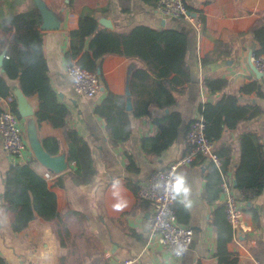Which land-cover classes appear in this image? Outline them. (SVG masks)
I'll use <instances>...</instances> for the list:
<instances>
[{
    "label": "crops",
    "instance_id": "0c3cea01",
    "mask_svg": "<svg viewBox=\"0 0 264 264\" xmlns=\"http://www.w3.org/2000/svg\"><path fill=\"white\" fill-rule=\"evenodd\" d=\"M45 2L60 22L59 28L44 30L49 77L59 101L70 111V127L78 132L88 150L82 164L86 165L85 172L89 167L88 159L92 161L91 168L95 172L91 181L78 183L75 178L81 176V163L69 157L70 141L65 129L55 127L47 120H38L37 94L27 96L18 81L11 80L10 95L13 107L17 108L16 113L22 119L28 145L27 163L42 172L48 187L56 193L60 213L77 211L84 215L70 213L64 217L70 229L79 233L85 229L87 237H97L110 264L118 258H135L132 264H220L218 229L213 217L219 207H224V195L222 187L219 193L215 189L208 191L211 159L199 155L193 163L178 169L189 193L187 197L178 195L173 207L178 221L194 229L192 244L180 258L173 257L159 239L151 235L152 204L139 196V189L154 171L186 153L185 134L189 124L201 115V105H216L225 96L236 95V104L244 108V118L238 121L235 129L225 127L221 138L213 140L217 150L222 146L231 149L228 170L221 171V178L234 185L247 221V228L239 231L228 221L233 235L227 248L237 255V264H264V250L259 248L257 251L262 259L256 258L253 251L258 248V241L264 245V191L255 195L238 188L235 178L241 158L240 135L250 132L255 142L264 146V78L251 62L250 57L256 53L257 44L248 32L258 19H262L264 24V0H186L187 5L202 16L204 25L200 37L189 21L164 18L156 12V4L150 5L144 0H130L129 11L122 10L120 0H76L71 6L69 0ZM85 4L105 9L96 17L102 26L111 30L124 32L145 24L157 29H181L189 36L186 60L192 72L191 81L185 84V92L179 96L177 104L168 108H151L153 116H163L172 111L182 116L177 138L159 155L152 151V139L157 136L159 127L151 116L135 117L131 112V134L125 141L113 145L105 119L95 110L109 91L127 95V101L132 104L129 81L133 69L144 63L140 58L110 54L99 68L105 83H101L98 94L86 96L75 90L66 71V52L70 47V31L78 27L79 10ZM88 47L89 39L84 49ZM207 57L211 60L203 64L202 60ZM206 76L224 78L227 84L220 91L212 92L204 84ZM19 92L26 97L25 115L20 113ZM48 136L60 142L58 153L52 154L66 160L67 166L60 172L39 160L40 149L46 150L43 138ZM15 162L4 151L0 134V256L10 264H61L60 258L68 253L72 238L68 247L61 245L56 231L57 220H46L36 213L24 230L15 232L11 227V218L2 205L3 176ZM118 203L122 205L119 210L115 208ZM87 237L77 240L80 252L86 250L87 245L91 246L84 239ZM64 264H74V257L70 255Z\"/></svg>",
    "mask_w": 264,
    "mask_h": 264
},
{
    "label": "trees",
    "instance_id": "16d2710c",
    "mask_svg": "<svg viewBox=\"0 0 264 264\" xmlns=\"http://www.w3.org/2000/svg\"><path fill=\"white\" fill-rule=\"evenodd\" d=\"M7 12L4 11L0 0V52L6 51L3 70L0 68V96L11 93V80L18 81L21 89L27 96L37 94L39 109L36 112L38 120H47L55 127L65 129L66 137L70 141L69 157L81 163V176L75 177L78 183L91 181L95 170L92 161L88 159V169L84 172L82 164L86 160L88 150L83 144L78 132L71 128L68 119L70 111L65 104L59 101L49 77V67L44 51V33L41 29L42 14L34 0L32 5L20 9L22 0H7ZM76 0H69L71 6ZM155 5L157 0H144ZM122 10L131 9L130 0H120ZM190 10L192 8L187 5ZM105 10L99 6L85 4L79 10V25L70 31V47L66 52L68 63L79 55V63L92 71L101 68L103 59L110 54H121L127 57H138L144 63L131 72L129 86L132 98V110L128 109V96L109 91L95 110L107 124L110 139L113 145L120 144L128 139L130 131V113L135 117L151 116L155 125L159 127L156 137H153L154 154L159 155L168 148L178 136V128L182 116L177 111L166 113L163 116H153L152 106L168 108L177 104L179 96L185 92V84L191 81L192 72L186 60L189 36L187 32L176 28L157 29L149 25H136L129 31L120 32L101 25L96 14ZM252 34L257 48V54L264 51V24L258 19L248 31ZM89 39L88 49H84ZM221 43V41H218ZM211 60L204 58L205 64ZM100 81L105 79L100 72ZM204 84L212 92L220 91L227 84L221 77L206 76ZM236 95L225 96L216 105L205 103L200 112L206 121V134L211 140L221 138L225 127L235 129L239 120L244 118L245 111L239 107ZM14 105V102H13ZM14 111L17 108L14 106ZM241 158L235 170L236 187L258 195L264 191V146L256 143L250 132L242 133ZM44 147L51 154H57L60 142L57 138L48 136L43 138ZM230 148L222 146L217 150L221 161L218 167L210 161L208 174V191H221V171L226 172L230 163ZM2 205L11 218V227L15 232L24 230L36 213L46 220H57V234L61 245L69 251L60 258L61 264L72 255L74 264H110L105 258L103 247L97 237H87V231L82 229L73 232L64 217L68 214L82 213L67 211L60 213L57 209V196L48 187L47 180L41 171L32 164L15 162L11 164L3 176ZM217 193L215 197H217ZM256 217V215H255ZM218 229V255L220 264H237V255L230 253L227 243L232 239V226L228 222L224 207H219L213 217ZM90 245L86 250L79 251L77 240L82 239ZM258 248L253 249L255 257L262 259L257 253L264 250V245L258 241ZM3 259L0 256V264Z\"/></svg>",
    "mask_w": 264,
    "mask_h": 264
},
{
    "label": "built area",
    "instance_id": "2783aa9c",
    "mask_svg": "<svg viewBox=\"0 0 264 264\" xmlns=\"http://www.w3.org/2000/svg\"><path fill=\"white\" fill-rule=\"evenodd\" d=\"M156 12L164 18L176 17L189 21L200 37L203 30V19L199 12L190 10L186 0H157ZM251 62L256 71L264 78V52L251 54ZM72 78L75 90L86 96H95L101 89L100 74L83 67L78 60L66 66ZM13 98L9 94L0 96V134L2 146L8 156L16 162L27 160L28 145L24 137L22 119L13 109ZM186 153L171 164L154 171L139 189V196L151 202L150 225L151 235L169 250L175 258L182 257L190 248L194 229L180 223L173 207L177 198L172 185L178 175V169L185 164L193 163L199 155H204L221 166L215 142L206 134V121L203 115L195 118L185 134ZM30 163V162H29ZM222 194L228 221L235 230H245L247 221L245 211L235 194L234 185L223 179ZM135 258L116 259L114 264H132ZM2 264H10L4 260Z\"/></svg>",
    "mask_w": 264,
    "mask_h": 264
},
{
    "label": "water",
    "instance_id": "95a60500",
    "mask_svg": "<svg viewBox=\"0 0 264 264\" xmlns=\"http://www.w3.org/2000/svg\"><path fill=\"white\" fill-rule=\"evenodd\" d=\"M38 9L40 10L42 14V24L41 29L43 30H51V29H57L60 26V22L55 18L54 13L52 10L47 6L45 0H34ZM108 24V22H105ZM6 56V51L0 52V68L3 70L2 66L4 63V59ZM98 73H100V69L98 68ZM18 100H19V108L21 114H26L25 112V103H26V97L23 92H19L18 94ZM128 108H132L131 101L128 102ZM44 145V144H43ZM45 148V147H44ZM39 160L42 164L45 166L51 168L55 172H60L64 170L67 166L66 160L59 156H54L51 153H49L44 149H40L39 151ZM0 227H1V220H0Z\"/></svg>",
    "mask_w": 264,
    "mask_h": 264
},
{
    "label": "clouds",
    "instance_id": "9594fccd",
    "mask_svg": "<svg viewBox=\"0 0 264 264\" xmlns=\"http://www.w3.org/2000/svg\"><path fill=\"white\" fill-rule=\"evenodd\" d=\"M172 191L176 196L179 195V196L187 197L189 193V188L186 186L183 176H177L175 178V183L172 185ZM121 207L122 205L119 203L115 205V208L117 210H119Z\"/></svg>",
    "mask_w": 264,
    "mask_h": 264
},
{
    "label": "rangeland",
    "instance_id": "374dc122",
    "mask_svg": "<svg viewBox=\"0 0 264 264\" xmlns=\"http://www.w3.org/2000/svg\"><path fill=\"white\" fill-rule=\"evenodd\" d=\"M23 3L19 6L20 9H24L29 7L30 5H32V0H22ZM2 7L4 9L5 12H7V7H8V1L7 0H3V4Z\"/></svg>",
    "mask_w": 264,
    "mask_h": 264
}]
</instances>
